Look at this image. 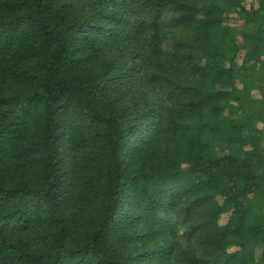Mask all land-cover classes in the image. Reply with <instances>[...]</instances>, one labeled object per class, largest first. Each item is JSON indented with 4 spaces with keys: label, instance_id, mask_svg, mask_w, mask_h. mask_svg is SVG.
Listing matches in <instances>:
<instances>
[{
    "label": "trees",
    "instance_id": "16d2710c",
    "mask_svg": "<svg viewBox=\"0 0 264 264\" xmlns=\"http://www.w3.org/2000/svg\"><path fill=\"white\" fill-rule=\"evenodd\" d=\"M0 264H264V0H0Z\"/></svg>",
    "mask_w": 264,
    "mask_h": 264
},
{
    "label": "rangeland",
    "instance_id": "374dc122",
    "mask_svg": "<svg viewBox=\"0 0 264 264\" xmlns=\"http://www.w3.org/2000/svg\"><path fill=\"white\" fill-rule=\"evenodd\" d=\"M226 222V217H224L223 219H222V221H221V223H225Z\"/></svg>",
    "mask_w": 264,
    "mask_h": 264
}]
</instances>
